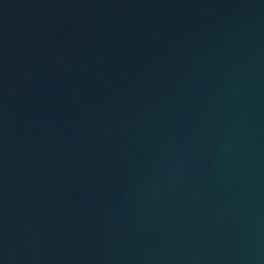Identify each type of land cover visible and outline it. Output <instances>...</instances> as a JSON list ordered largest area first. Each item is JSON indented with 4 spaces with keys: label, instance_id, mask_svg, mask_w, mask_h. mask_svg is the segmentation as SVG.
<instances>
[{
    "label": "water",
    "instance_id": "1",
    "mask_svg": "<svg viewBox=\"0 0 264 264\" xmlns=\"http://www.w3.org/2000/svg\"><path fill=\"white\" fill-rule=\"evenodd\" d=\"M0 264H264V0H0Z\"/></svg>",
    "mask_w": 264,
    "mask_h": 264
}]
</instances>
